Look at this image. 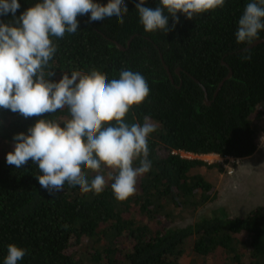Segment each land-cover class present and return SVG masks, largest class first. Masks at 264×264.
I'll return each instance as SVG.
<instances>
[{
    "label": "trees",
    "instance_id": "obj_1",
    "mask_svg": "<svg viewBox=\"0 0 264 264\" xmlns=\"http://www.w3.org/2000/svg\"><path fill=\"white\" fill-rule=\"evenodd\" d=\"M35 2L19 0L17 16ZM136 2L125 0L123 24L115 17L89 23L88 16H79L75 34L52 38L57 52L50 79L93 68L109 79L124 69L141 73L150 95L126 121L142 124L149 117L157 125L148 138L150 171L138 177L136 193L123 202L114 198L111 181L98 195L67 184L50 195L36 179V164L16 169L6 163V154L13 150L14 134H27L37 119L68 118V110L24 118L0 108V264L9 244L27 250L18 264H264V207L234 217L200 212L216 189L190 171L222 167L173 152L234 159L255 154L264 119V41L246 47L251 59L245 61L247 45L235 38L238 19L252 0H225L223 9L193 20L180 15L168 33L145 32ZM158 5L159 0H146L145 6ZM11 20V14L0 16ZM94 175L88 172L89 180Z\"/></svg>",
    "mask_w": 264,
    "mask_h": 264
},
{
    "label": "clouds",
    "instance_id": "obj_2",
    "mask_svg": "<svg viewBox=\"0 0 264 264\" xmlns=\"http://www.w3.org/2000/svg\"><path fill=\"white\" fill-rule=\"evenodd\" d=\"M145 5L146 0L135 3L144 31L168 33L180 15L193 20L223 9L225 0H159L155 8ZM19 9V0H0V16L12 17L10 22L0 21V108L24 118L51 116L66 108L68 118L37 119L27 134H14L6 163L20 169L32 161L40 172V187L50 195L65 184L98 195L111 181L114 198L125 201L136 193L138 177L152 166L148 138L157 125L149 117L142 124L126 121L131 109L150 95L147 80L128 69L109 79L96 68L50 79L55 75L50 61L57 52L52 38L75 34L79 16H88L89 23L115 17L123 24L129 11L125 0H36L17 16ZM261 30L264 0H252L238 19L236 42L251 45ZM242 51V59L250 60V49ZM88 172L95 173L90 180ZM26 255V249L9 244L3 264H18Z\"/></svg>",
    "mask_w": 264,
    "mask_h": 264
},
{
    "label": "rangeland",
    "instance_id": "obj_3",
    "mask_svg": "<svg viewBox=\"0 0 264 264\" xmlns=\"http://www.w3.org/2000/svg\"><path fill=\"white\" fill-rule=\"evenodd\" d=\"M257 152L249 159L222 157V167L196 166L190 173L201 174L216 189V196L207 201L200 212L224 216L244 215L255 206L264 207V119ZM260 137L262 141H260ZM216 162V161H215ZM229 171H231L229 173Z\"/></svg>",
    "mask_w": 264,
    "mask_h": 264
},
{
    "label": "water",
    "instance_id": "obj_4",
    "mask_svg": "<svg viewBox=\"0 0 264 264\" xmlns=\"http://www.w3.org/2000/svg\"><path fill=\"white\" fill-rule=\"evenodd\" d=\"M263 41H264V37H263V38H259V39H257L255 42H253L251 45H247V46H245V48H246V47H252V46H254V45L258 44V43H261V42H263ZM114 43H115L116 46L119 47L120 49H122V50L124 49V47H123L121 44H119L118 42L114 41ZM128 43H129V42H127V45H128ZM165 68L167 69L166 66H165ZM167 71H168V69H167ZM168 74H169V78H170L171 81H172V77H171L169 71H168ZM230 75H231V71L229 70V72H228V74L225 76V78H223V80H221V82H219L218 87L216 88V90H215V92H214V95L217 94L218 89H219L220 86L222 85L223 81H224L226 78L230 77ZM195 81L198 82L199 85L201 86V88L203 89L204 99L207 100V99H206V98H207V93H206L205 88L203 87L202 84H200V82H199L198 80L195 79ZM205 102H208V101H205Z\"/></svg>",
    "mask_w": 264,
    "mask_h": 264
},
{
    "label": "built area",
    "instance_id": "obj_5",
    "mask_svg": "<svg viewBox=\"0 0 264 264\" xmlns=\"http://www.w3.org/2000/svg\"><path fill=\"white\" fill-rule=\"evenodd\" d=\"M260 141H262V138L260 137ZM173 152H178L179 154H180V156H182V157H185V158H197V157H199L200 155H204V154H195V153H192V152H189V151H185V150H173ZM226 157H229V156H225L224 158H226ZM230 158H232V157H230ZM205 161H207V162H217V161H222V159H219V160H216V157H214V158H210V159H205ZM231 171H229V173H230Z\"/></svg>",
    "mask_w": 264,
    "mask_h": 264
},
{
    "label": "crops",
    "instance_id": "obj_6",
    "mask_svg": "<svg viewBox=\"0 0 264 264\" xmlns=\"http://www.w3.org/2000/svg\"><path fill=\"white\" fill-rule=\"evenodd\" d=\"M255 152H257V150ZM214 157H216V160H219L220 158H222V156H220L218 154H215V153H208V154L200 155L197 158L202 159V160H205V159H210V158H214Z\"/></svg>",
    "mask_w": 264,
    "mask_h": 264
}]
</instances>
